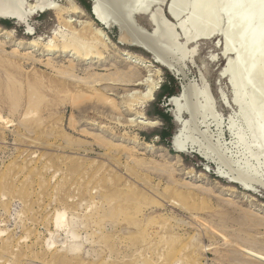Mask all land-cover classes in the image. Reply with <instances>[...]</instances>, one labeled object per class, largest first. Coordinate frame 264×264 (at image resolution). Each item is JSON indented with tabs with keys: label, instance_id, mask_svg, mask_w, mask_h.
Masks as SVG:
<instances>
[{
	"label": "rangeland",
	"instance_id": "1",
	"mask_svg": "<svg viewBox=\"0 0 264 264\" xmlns=\"http://www.w3.org/2000/svg\"><path fill=\"white\" fill-rule=\"evenodd\" d=\"M51 1L63 9L72 3L78 6L79 15L71 17L78 28L90 21L88 17L92 19L79 0ZM23 3L22 8L27 9L30 0ZM157 12L176 44L182 45L175 24L167 22L158 9L151 14ZM183 15L187 19L181 21L188 30V9L174 19L179 24ZM137 21L150 30L144 16ZM4 22L7 27L0 23V29L9 32L14 28V38L30 39L23 35V28ZM30 24L33 37L44 39L61 25L53 12L34 17ZM95 26L107 46L102 63L93 67L90 61L84 63L75 78H60L44 66L43 58L32 63L21 57L22 52L16 56L10 54V47L0 49V264H264V191H242L218 178L215 165L196 154H174L169 142L176 125L171 121L167 92L162 96V86L172 76L140 50L117 45L114 29L106 34ZM59 29V35L70 37L68 27ZM0 37L1 41L4 35ZM214 41L197 45L192 63L187 64L188 77L196 78L200 69L216 99L217 111L225 117L227 109L217 100L216 85L224 61L212 46ZM185 51L190 50L185 47ZM133 55L142 57L147 67L133 70L129 64ZM170 61L180 64L183 60L173 55ZM59 64L68 66L65 61ZM91 69L98 77L111 73L132 77L110 81L113 90L99 86L101 92H107L108 101L90 94L78 96V81L92 74ZM139 81L141 89L135 84ZM167 87L178 96L177 81ZM191 87L196 95L191 103L199 107V95L212 102L205 87ZM188 101L185 96L186 107ZM176 104L181 107L180 102ZM156 110L167 114L170 126L155 115ZM212 111L208 116H219ZM200 116L194 124L184 122V134L177 135L182 148L186 143L197 144L202 155L222 163L224 167L217 165V170L228 176L236 175L241 164L251 168L253 161L264 168L263 156L237 142L238 134L244 143L250 141L245 125V130L234 127L232 131L243 151L238 166L222 148L217 153L219 145L198 130ZM229 120L235 124L232 117ZM163 131L167 132L164 139L154 136ZM251 169L239 171L256 177ZM57 212L62 213L58 228Z\"/></svg>",
	"mask_w": 264,
	"mask_h": 264
},
{
	"label": "bare ground",
	"instance_id": "2",
	"mask_svg": "<svg viewBox=\"0 0 264 264\" xmlns=\"http://www.w3.org/2000/svg\"><path fill=\"white\" fill-rule=\"evenodd\" d=\"M98 1L99 4L97 8H95V15L97 17V20H99L101 23L105 21L106 23H111L110 20H116L120 23L121 35L119 39L120 41L117 43V45L125 46L127 48H137L142 52H146L147 53L146 55L149 56L151 62L158 65L160 69L165 68L170 70L176 76L183 75L182 63H180L181 64L180 65L178 63L175 64L171 61L169 62V58L173 55H178L181 61L184 60L186 57L189 56L190 52H192V46L193 44L196 43L198 38L210 37L211 35H213V33L220 32L221 34L220 36L222 37V43L219 45L218 50L224 54L230 52V54H227L226 59L223 62L225 64L223 66V70L221 71V73L223 75L224 74L226 75L227 80L232 88L231 91L233 92V94L231 96L234 102L239 107L243 124L246 126V129L250 137V141L248 143L247 142L244 143L243 138L238 134L237 142L238 144L243 145L244 148H246L247 150L255 149L257 155H261L264 157V0H165L164 3H158L161 2L162 0H149L150 4H152L153 2H157L154 5L156 6L158 5V8L151 9V11L148 12V14L146 13L147 16L143 14H139L138 16V17L144 16L146 18L150 26V30H148V33L149 32L150 33L148 35L137 31V29L132 27L126 20V15L129 14L131 10L135 9L134 7H132V0H98ZM23 4H24L23 0H0V19H4L8 21L15 20L16 23L13 26L15 28L16 27L23 28V35L30 37L29 40L16 39L12 36V33L15 31L14 28H12L9 32H7L6 30L4 31V29L1 28L0 35L1 36L4 35V37H2V40L0 41V49H2L4 46L10 47L11 48L10 54L16 56H18L19 52H22L21 57L30 60L32 63L38 64L39 58H43L44 66L50 68L52 71L59 74L60 76L59 75L58 76L60 78H62L63 76L64 77L66 76L67 78H75L76 77L75 73L79 70L78 67L81 65H85L84 63L87 64L89 61H90V67H93L98 62L99 64L102 63L103 59L101 57L103 56L102 54L106 52L107 46L104 43L105 41L103 42L102 39L103 35L100 33L101 30L100 31L96 30L94 28L95 25L93 23H89L91 20L88 23L86 21L84 25L82 23V27L80 25V28H78V25L76 23L77 20H75V18L74 20L71 18L73 16L76 17L79 15L77 8L78 6L72 3L69 9H63L64 6L63 8H61L62 6L57 7L56 4H54L51 0H30L27 9L22 8ZM125 5L127 6L126 9H131V8L132 9L124 10ZM162 7L164 8L168 7L173 19L163 14ZM156 9H158L162 13L163 18L167 22L173 25L175 24V32L177 34V39L179 43L183 42L182 45L176 44V38L172 35L170 28L162 23L159 12L155 14H151V12H153ZM187 9L190 12L189 21H188L189 23L188 30L185 29L181 21L186 17L185 15H183L179 19L181 21L179 23L180 26L179 28H181L180 29L181 32H179L176 29L177 20L175 19L178 18L182 14V12L186 11ZM142 11L143 13H145L143 9ZM45 12H53L59 24L64 25L70 29V37L66 39V37L65 38L63 37L64 34L63 36L59 35L60 32L58 30H60L59 27L61 25L58 27L57 31L51 32L50 35L45 39L42 38L41 36L33 37L34 30L30 22L34 17L39 16L40 14H43ZM148 17L151 20V24L148 20ZM80 21L78 22L80 23ZM180 33L183 35L184 37L183 39L181 38L179 39ZM216 38L217 35L215 37L213 36L208 41H211L213 39L216 40ZM185 47L190 51L189 52L185 51ZM130 58L134 60V61L132 60L133 62L129 61V64L133 66L132 67L133 70L134 67L139 68L140 70L141 68L147 67L146 65H143L145 61L139 55H133ZM229 58H231L232 60H227ZM94 59H97V62H94ZM63 61L68 63V66L66 68H64L63 65L61 66L59 64V62H63ZM90 71L92 73V69ZM130 76L131 75H124L120 73H116L112 75L111 73L102 77H98L96 76V74L94 75L93 73L92 74L88 73L85 78L78 81V96L82 97L90 94V95H95L96 100L104 99L105 101L106 100L108 101V97L106 96L107 92H101L99 86L107 85V87L109 86L112 89L114 85L110 83V81L115 82L118 81L119 79L131 78L132 76L131 77ZM106 81H109V84H101V82L103 83ZM147 81L144 83H147ZM98 83L100 84L98 85ZM151 83H153V81ZM9 84L10 86L12 85L11 82H9ZM135 84L139 88L140 86H142V83H140V81L138 84L137 83ZM132 85H134V83ZM191 86L192 85L187 87L186 95H185L186 99H188L189 101L191 100V97L195 95V92ZM124 87L127 86L124 85ZM148 94H146L147 98H149ZM208 94H210L209 91ZM125 98L127 99V97ZM144 98L145 95L143 99ZM132 101L133 100L131 99V102ZM189 101L187 106V110L189 113V120H187V122L189 124H194L197 115H201V109L197 106V104H193L191 103V101L190 102ZM176 103H179V94L178 96L176 95L172 96L170 104L171 106L172 104L175 105L176 110L174 111V107H173L172 112L174 116L177 117V119L181 123V125L179 124L178 127L180 126L185 127V123L183 122V119L181 120L178 117V114H180V111L182 109L181 107H176L177 105ZM123 105L125 104L123 103ZM125 106L127 107V105ZM27 109L30 110L29 106L27 107ZM212 110L210 105L207 104L206 106L203 107V114L208 116L210 111ZM216 114L219 115L218 112H216ZM218 117H220V115ZM153 121L156 122V120ZM148 124H150L151 126H155L154 122L151 121L148 122L147 125ZM202 133L204 134V132ZM220 136L222 137V134H220ZM177 138L178 136L175 133V138L173 139V143L178 151H175L174 154L175 153L177 154L179 152H184L182 149H184V147L188 145L186 143V145H183L184 147L182 148L181 146L182 143L179 142L178 144ZM211 147L210 150H212ZM217 148H220L217 149L216 151L217 153H219L218 150H221V147L217 146ZM227 163L226 165L228 166ZM237 168L240 169L242 167H237ZM239 169L237 170L236 175H234L231 180L234 182L228 181L227 182L228 184H232V185L236 184L237 187H239L240 190L242 191H244L245 189L251 191L250 185L252 183L255 184L260 183L257 176L255 177L249 175L246 172H244L245 170L239 171ZM228 170L229 169L227 168V171ZM250 176H252V178ZM61 216L62 213H58V212L55 215L54 218L55 227L57 228L60 225L59 220Z\"/></svg>",
	"mask_w": 264,
	"mask_h": 264
},
{
	"label": "water",
	"instance_id": "3",
	"mask_svg": "<svg viewBox=\"0 0 264 264\" xmlns=\"http://www.w3.org/2000/svg\"><path fill=\"white\" fill-rule=\"evenodd\" d=\"M89 4H90V9H89V14L92 17L89 18L96 26L100 27L101 29L104 30V32L109 33L111 30H115L116 31V43H118L120 40V35H121V26L120 23L116 20H110L111 23H106L105 22H100L99 20H97V17L95 15V8H97L99 1L98 0H88ZM149 0H132V7H134V10L131 9H126V5L124 7V10H131L129 14L126 15V20L127 22L134 27L135 29H137V31L141 32V33H148V29L146 27H144L143 25H139V23L137 22V17L139 16V14H143L146 15L148 14V12L151 11V9L154 8H158V5H154V4H150ZM149 4V5H148ZM150 6V7H149ZM149 7V8H148ZM81 8V7H80ZM142 9L144 10L145 13H143ZM163 9V14L165 16H168L170 18L173 19V17L171 16V13L167 8L162 7ZM149 10V11H148ZM147 13V14H146ZM187 18H185L186 20ZM3 21H8V20H4V19H0ZM148 20L151 24V20L148 17ZM184 20V21H185ZM12 23V25H14L16 23L15 20L9 21ZM100 23V24H99ZM153 24V23H152ZM102 25V26H101ZM176 29L180 31L179 28V24H176ZM179 35V34H178ZM217 35L216 40L214 41V43L212 42V46L219 47V45L222 43V37L220 36V32H215L213 33V35H211L210 37H200L197 39L196 43L193 44L192 46V52H190L189 56L186 57L183 61H182V69H183V75L180 76H176L174 75L170 70L165 69L172 77L175 81H177V84L179 86V102H180V106H181V111L180 114H178L179 119H183V122L189 120V113L186 107V102H185V95H186V89L188 86L190 85H194L195 88H202L205 87L209 93L212 96V102L210 103V101L208 102L210 105V107L212 106V109L216 112L217 111V102L216 99L213 97L212 92H211V88L209 86V84L207 83L203 73L200 71V69L197 68V76L196 78H189V71H188V67L187 64L192 63L191 61V57L192 55L196 52L197 49V45L200 42H205L208 41L210 38H212L213 36L215 37ZM183 39V35L180 33L179 35V39ZM137 49V48H135ZM144 54H147L146 52H144ZM227 54H230V52H227ZM227 54L222 53L221 51H219V56L221 57V59L223 61H225ZM225 64V63H224ZM223 82V85H219L221 83V81ZM216 85H217V97H218V101L227 109V114L224 117L221 113L218 112V114L220 115V120L218 117L213 118L212 116H206L203 114V107L206 106L208 103L205 101V99H203V97L201 95H199V97L197 98L199 107L201 109V116L199 117L198 120V130L207 133L210 137V140L215 143L218 144L219 146H221L222 150L224 151L225 154H227V156L229 158L232 159V161L239 166L238 161L239 159H242L243 156V151H241V148L237 147V144L235 142V138L234 136L231 134L233 129H235L234 127H239L242 130L244 129V124L242 121V117H241V113L239 110L238 105L234 102L233 98H232V94L233 92L231 91V86L227 80L226 75L222 74L221 72L219 73V77L216 81ZM172 96L167 97V105L170 106V115H171V121L176 125V130L175 133L177 135L183 133V131L185 130L183 126H179V124L181 125V123L179 122V120L177 119V117L174 116L173 114V107H174V111L175 109V105L170 104ZM203 114V116H202ZM232 116H231V115ZM232 117L233 121L235 122V124H233L232 122H230L229 118ZM176 122V123H175ZM230 128L232 129H229ZM185 132V131H184ZM175 133L172 135V137L170 138V142H169V148L175 152L178 151L173 143V139L175 138ZM220 134H222V137L220 136ZM227 140V143L224 142ZM224 142V143H223ZM184 152H179L177 153L179 154H196L197 156H199L203 161L210 163L212 165H215V175L218 178L224 179L227 182L232 180L233 174L231 173L230 176L225 175L220 173L217 170V165H220L222 168L223 166L212 156V157H204L201 153L199 148L197 147V144L195 143H188V145H186L184 147V149H182ZM238 160V161H237ZM261 161L264 162V157L261 158ZM261 163V162H260ZM258 161H253L252 164L253 166H251V169L253 174H255L257 176V178L259 179V184H252L251 186V191H249L248 189H245V192L248 193H257L260 192L258 190L261 189L264 191V168L260 169L261 167H259L260 164ZM244 170H250V167H248L246 164H241V166ZM205 170L208 171L209 167L206 165L205 166ZM227 170V169H226ZM234 182V181H231ZM236 185V184H234ZM237 186V185H236ZM257 187V189H256Z\"/></svg>",
	"mask_w": 264,
	"mask_h": 264
},
{
	"label": "trees",
	"instance_id": "4",
	"mask_svg": "<svg viewBox=\"0 0 264 264\" xmlns=\"http://www.w3.org/2000/svg\"><path fill=\"white\" fill-rule=\"evenodd\" d=\"M79 1L81 2L82 7L84 9H86L87 11H89V9H90L89 1L88 0H79ZM0 23L4 24L6 27L8 25L4 21H1ZM174 82H175L174 79L172 77L168 76V81L162 86V96H163V93H165V92H167V97H170L173 95L171 90L168 89L167 83L174 84ZM160 96H159L158 100L160 99ZM155 115L158 116L164 122L165 126H170V118L167 116V114L163 113L160 110H156ZM166 135H167V132L163 131L160 133H156L154 136H160L161 139H164Z\"/></svg>",
	"mask_w": 264,
	"mask_h": 264
}]
</instances>
